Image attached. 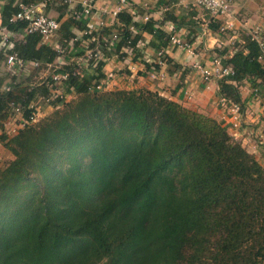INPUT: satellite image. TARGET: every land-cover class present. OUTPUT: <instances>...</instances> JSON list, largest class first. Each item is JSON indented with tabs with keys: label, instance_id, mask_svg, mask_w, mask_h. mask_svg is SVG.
<instances>
[{
	"label": "trees",
	"instance_id": "obj_1",
	"mask_svg": "<svg viewBox=\"0 0 264 264\" xmlns=\"http://www.w3.org/2000/svg\"><path fill=\"white\" fill-rule=\"evenodd\" d=\"M60 4L69 15L57 30L61 49L66 54L72 42L73 56L84 57L81 43L89 36L77 39L72 30L84 32L86 21ZM17 12L15 0L0 10V28L23 35L7 41L5 53L38 62L36 76L61 54L37 33H25L26 23L12 22ZM167 22L178 25L168 12L158 25ZM156 25L123 10L92 35L104 57L122 58L136 51L143 33L166 48L169 35ZM213 54L232 71L218 80L228 104H241L242 81L264 83L263 52L251 35ZM103 66L96 63V77H80L73 62L60 66L56 73L68 75L63 98L40 102L53 113L12 137L3 128L9 104H20L29 119L27 107L49 91L34 83V73L11 75L9 90L0 91V144L13 156L0 168V264H264L259 160L221 122L158 92L95 90Z\"/></svg>",
	"mask_w": 264,
	"mask_h": 264
},
{
	"label": "crops",
	"instance_id": "obj_2",
	"mask_svg": "<svg viewBox=\"0 0 264 264\" xmlns=\"http://www.w3.org/2000/svg\"><path fill=\"white\" fill-rule=\"evenodd\" d=\"M35 4L39 10L52 18H55L59 25L68 20L69 15L63 13L60 0H25ZM75 8L80 6L82 1L74 0ZM92 5L90 23L96 28L110 27L116 23L111 16L118 0H89ZM134 11L125 10L134 21L144 23L153 20L156 27L168 34L167 22L163 26L158 25L164 18L165 13L172 14L176 18L177 37L188 43V49H181L171 44L162 48L160 41L151 34L143 33L136 51H126L125 56L119 58L114 52L104 62L102 73L104 78L94 79L93 83H103V91L133 90L146 88L158 92L165 98L176 102L185 108H199L210 118L219 121L225 126L227 133L251 155H253L264 167V83L260 80L251 82L244 80L239 86L241 104L240 128L231 130L234 112L231 104L220 102L218 95V80L210 79L203 81L200 74L194 70V64L210 68L213 59V50L217 47L230 48L234 41H238L242 34L251 35L259 44L263 45L264 63V0H226L229 4L228 14L212 19L200 6L197 0H129ZM8 0H0V10ZM102 24V25H101ZM219 25V29L211 27ZM174 25V24H173ZM175 26V25H174ZM77 39L81 38V32L72 30ZM23 35L17 34L13 40L22 41ZM58 33L43 40V42L54 48L60 49ZM66 54L57 59L50 67L35 76L34 72L22 75L21 78L31 76L33 73L34 83H40L51 75L52 70H58L60 66L73 62L78 67L80 77L92 75L94 67L90 66L84 57H75L71 42L68 43ZM8 46L0 41V80L1 86L10 82L12 73L5 66V51ZM163 55L159 58L158 54ZM166 57V60L163 59ZM167 58L169 62H167ZM62 60V61H61ZM158 62L161 64L157 65ZM155 66L160 80L150 81L148 74ZM28 75V76H27ZM253 83L257 85L253 87ZM256 90V92L254 91ZM40 102L36 101L37 108ZM46 113L53 110L48 106ZM209 111L206 113V111ZM39 111V108H38ZM43 115L45 112H42ZM39 116L41 113L39 111ZM6 151V150H5ZM0 155L6 153L0 144Z\"/></svg>",
	"mask_w": 264,
	"mask_h": 264
},
{
	"label": "built area",
	"instance_id": "obj_3",
	"mask_svg": "<svg viewBox=\"0 0 264 264\" xmlns=\"http://www.w3.org/2000/svg\"><path fill=\"white\" fill-rule=\"evenodd\" d=\"M60 2L67 6L70 11L71 17L75 20L86 21V30L81 32V36H89L88 40L81 43V46L84 48V58L89 63L92 62V67L96 66L98 61H108L109 57H104L102 53L99 51V41L96 35H92V33H97L99 31L95 25L90 23V17L92 14V5L91 1L86 0L80 3L78 8H75L76 5L74 0H60ZM16 6L18 8V12L12 17V22H24L27 27L25 33H37L41 36L42 40H45L51 36H53L58 28L59 22L50 16L43 14L39 8L32 3H24L23 0H15ZM196 4L200 6L212 19H217L222 17L229 12V4L226 0H197ZM130 10V13L133 14L134 11L132 9L131 2L129 0H118V4L113 11H111V16L116 21V16L119 12L123 10ZM102 25V24H101ZM168 35H169V44L176 46L181 49H188L189 45L187 42L181 40L177 37L176 28L173 24L167 25ZM117 32H114L110 36L109 46H112L114 41L117 40ZM17 34H13L8 32L4 28H0V41L4 44L7 43L10 39H13ZM72 43V42H71ZM95 44L93 48H88V44ZM261 51L263 50V45L259 44ZM58 52L61 54L60 57H63L65 52L63 49H58ZM159 58L163 55L162 51L157 53ZM59 57V59H60ZM62 61V60H61ZM5 66L12 73L13 76L17 78H21L22 75L29 74L33 72L36 68L40 66L38 62H29L23 61L16 53L6 54L5 53ZM161 62L156 64L159 65ZM48 65L47 67H50ZM155 66L152 68L150 73L148 74L150 81L160 80L162 75L159 74L156 70H154ZM194 70H196L203 81L207 82L210 79L220 80L223 77L228 76L232 73L231 69L228 67H223L221 65V60L214 55L212 59V65L210 68L203 67L200 64L193 65ZM79 75V73H77ZM28 76V75H27ZM68 75L65 73L59 74L56 73V69L52 70L50 75V80L42 79L39 85H45L48 88L49 95L47 98H39V101L50 102L55 99H62L64 94L65 85L64 82L67 79ZM95 90L103 91V83H94ZM9 90L7 86H1L0 91ZM256 92V90H254ZM220 102H225L224 99H220ZM36 103V102H35ZM35 103H30L27 107L31 114L29 119H24L22 117L23 107L20 104L10 103L9 107H11V114L7 117L3 124V128L5 133L12 137L17 135L19 132L23 131L26 127L31 124H34L38 121L39 111L37 105ZM232 110L234 112L233 123L230 126L231 130H238L240 128L241 122L239 117V106L237 104H231ZM11 123L12 127H9ZM1 135V132H0Z\"/></svg>",
	"mask_w": 264,
	"mask_h": 264
},
{
	"label": "rangeland",
	"instance_id": "obj_4",
	"mask_svg": "<svg viewBox=\"0 0 264 264\" xmlns=\"http://www.w3.org/2000/svg\"><path fill=\"white\" fill-rule=\"evenodd\" d=\"M144 87H142V88H139V89H143ZM133 90H136V89H133ZM127 91V90H126ZM162 96V95H161ZM164 97V96H163ZM73 100H75V98H73V97H69V98H67V102H70V101H73ZM38 108H39V111H40V113H41V116H39V118H38V121H41L42 119H45V118H47V117H49L52 113H53V111H54V109L51 111V112H49V113H46V111H47V109L49 108L48 106H44V105H42V104H40L39 106H38ZM187 109V108H186ZM190 111H192V112H196V113H198V114H201V115H204V116H206V117H209V116H207V114L205 115L204 114V112H202V109H199V108H188ZM48 110H50V109H48ZM42 112H45V114L43 115V113ZM209 111L207 110L206 111V113H208ZM210 118V117H209ZM213 119V118H212ZM37 121V122H38ZM36 122V123H37ZM13 124H15V123H11L10 124V126L9 127H12L13 126ZM225 127V126H224ZM236 140V139H235ZM2 149L4 150V152L6 153V155L5 156H2V155H0V168H2V167H4L12 158H13V156L9 153V151H7L6 149H4L3 147H2ZM6 150V151H5Z\"/></svg>",
	"mask_w": 264,
	"mask_h": 264
}]
</instances>
